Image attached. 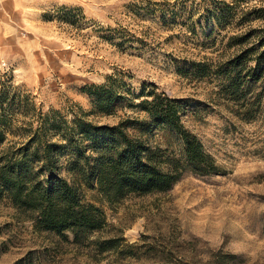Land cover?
Returning a JSON list of instances; mask_svg holds the SVG:
<instances>
[{
    "label": "rangeland",
    "instance_id": "rangeland-1",
    "mask_svg": "<svg viewBox=\"0 0 264 264\" xmlns=\"http://www.w3.org/2000/svg\"><path fill=\"white\" fill-rule=\"evenodd\" d=\"M204 6L203 0H0V80L29 93L39 111L89 112L86 88L114 76L125 96L121 105L113 115L88 119L116 124L142 117L130 105L150 93L175 98L184 126L221 168L189 171L168 191L112 202L83 186L84 202L101 207L108 225L79 242L36 230L2 198L0 264H264V96L247 121L215 78L181 73L191 61L223 58L225 31L218 27L208 37L212 27L197 21ZM66 10L77 24L60 19ZM147 136L153 146L181 145L161 129ZM71 159L61 158L69 181ZM111 237L135 246L128 253L100 251L96 241Z\"/></svg>",
    "mask_w": 264,
    "mask_h": 264
},
{
    "label": "trees",
    "instance_id": "trees-1",
    "mask_svg": "<svg viewBox=\"0 0 264 264\" xmlns=\"http://www.w3.org/2000/svg\"><path fill=\"white\" fill-rule=\"evenodd\" d=\"M203 1L204 11L197 21L212 27L208 37L218 27L225 31L223 58L191 61L181 73L215 78L222 96L237 107L235 113L247 121L255 119L264 96V0ZM69 17L67 10L60 13L66 23L80 20L70 22ZM10 81L0 80V199L6 198L38 231L64 238L72 234L79 242L104 229L105 213L84 202L83 186L112 202L129 193L168 191L189 171L221 173L199 137L184 126L175 98L150 93L151 99L130 103L144 113L142 117L102 124L88 116L113 115L125 98L114 76L104 84L89 85L86 93L93 109L73 110L70 117L59 109L39 111L31 95L18 91ZM155 128L175 135L181 143L178 151L153 146L147 135ZM64 155L72 158L68 168L72 181L61 171ZM96 244L102 252L128 253L135 246L122 247L116 237Z\"/></svg>",
    "mask_w": 264,
    "mask_h": 264
}]
</instances>
